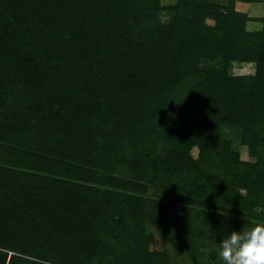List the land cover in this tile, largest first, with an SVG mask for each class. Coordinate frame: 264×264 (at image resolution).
Wrapping results in <instances>:
<instances>
[{"label":"trees","instance_id":"16d2710c","mask_svg":"<svg viewBox=\"0 0 264 264\" xmlns=\"http://www.w3.org/2000/svg\"><path fill=\"white\" fill-rule=\"evenodd\" d=\"M239 1L0 0V264H164L149 224L219 246L264 221V12Z\"/></svg>","mask_w":264,"mask_h":264},{"label":"rangeland","instance_id":"374dc122","mask_svg":"<svg viewBox=\"0 0 264 264\" xmlns=\"http://www.w3.org/2000/svg\"><path fill=\"white\" fill-rule=\"evenodd\" d=\"M220 3L225 4L227 0H218ZM164 5H172L176 3V0H161ZM237 9L241 11H250L254 16H258L263 12V0H240L237 3ZM247 12V13H248ZM159 21H169L171 15L169 12H163L159 15ZM257 20L253 18V21ZM250 23V21H249ZM248 29L253 30L255 22L250 23ZM217 64L216 62H210L209 65ZM254 65L251 63H233L232 73L236 75H245L254 73ZM226 135L233 138V130L226 129ZM241 153V157L244 160H251L252 158L248 154L246 146L237 145ZM194 154L197 155V149L194 150ZM171 230L177 231L178 228L172 225ZM147 235L149 237V247L152 250L163 251L167 254L168 258H165L164 264H221L218 256V246L210 244L208 241L198 242L197 239L185 242L177 239L174 241L168 240L171 233H165L162 226L157 224H149L146 228Z\"/></svg>","mask_w":264,"mask_h":264},{"label":"clouds","instance_id":"9594fccd","mask_svg":"<svg viewBox=\"0 0 264 264\" xmlns=\"http://www.w3.org/2000/svg\"><path fill=\"white\" fill-rule=\"evenodd\" d=\"M221 264H264V221L244 230H232L219 241Z\"/></svg>","mask_w":264,"mask_h":264},{"label":"crops","instance_id":"0c3cea01","mask_svg":"<svg viewBox=\"0 0 264 264\" xmlns=\"http://www.w3.org/2000/svg\"><path fill=\"white\" fill-rule=\"evenodd\" d=\"M244 12H248V11H244ZM263 12H264V10H263ZM263 12H262L260 15H258V16H254V15H252V14L250 13V11L248 12V14H249V16L252 17V18L259 19L260 17L263 16ZM252 22H255L254 25H250V26L254 27L253 30H258V29L261 28V23H260L259 20H255V21L251 20L250 23H252ZM250 23H249V24H250ZM248 27H249V25H248Z\"/></svg>","mask_w":264,"mask_h":264}]
</instances>
